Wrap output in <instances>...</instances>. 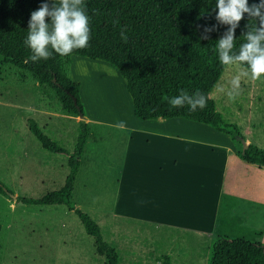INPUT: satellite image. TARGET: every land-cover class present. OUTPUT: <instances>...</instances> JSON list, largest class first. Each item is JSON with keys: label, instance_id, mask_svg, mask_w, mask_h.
I'll return each mask as SVG.
<instances>
[{"label": "rangeland", "instance_id": "374dc122", "mask_svg": "<svg viewBox=\"0 0 264 264\" xmlns=\"http://www.w3.org/2000/svg\"><path fill=\"white\" fill-rule=\"evenodd\" d=\"M71 62L69 74L80 83V101L91 135L70 199L99 225L103 238L116 246L120 264H158L168 253L174 264H208L211 248L197 250V259L184 260L181 249L156 243V251L150 250L138 233L133 241L122 225H114L109 210L114 208L116 196L120 207L123 201L125 133L110 123H127L134 116L132 99L116 66L79 55H73ZM236 72L225 66L210 96L223 118L236 124L243 139L264 149V78L242 82V92L235 100L217 92V86H227ZM29 120L49 138L73 150L80 118L63 113L53 90L40 86L29 72L0 59V181L12 191L11 195L0 192V264H106L73 210L64 204L17 200L18 196L37 198L60 188L68 171V156L45 150L29 131ZM120 188L122 192L116 194ZM263 209L259 207L256 219L264 221ZM248 210L238 208L240 220L231 228L232 238L264 245V235L257 239L245 235L253 220Z\"/></svg>", "mask_w": 264, "mask_h": 264}, {"label": "trees", "instance_id": "16d2710c", "mask_svg": "<svg viewBox=\"0 0 264 264\" xmlns=\"http://www.w3.org/2000/svg\"><path fill=\"white\" fill-rule=\"evenodd\" d=\"M43 2L45 0H0V59L29 72L40 86L53 90L63 113L74 116H78L79 111L84 113L80 83L69 74L71 56L104 60L116 66L125 79L137 118L183 117L210 125L230 135L243 161L264 168V149L249 144L243 151V136L238 127L223 118L210 96V89L225 67L218 58L217 41L228 28L215 19L217 0H85L91 29L88 46L68 56L53 53L46 61L25 62L32 55L25 44L30 15ZM47 2L51 4V0ZM259 2L248 0L249 5ZM255 23L244 14L235 30L236 51L245 42L243 34L248 26ZM213 25H216L215 30L207 33V39L202 38L205 27ZM122 31L127 41L121 38ZM197 90L208 97L203 110L192 112L188 106L174 108L168 103L181 91L194 94ZM28 128L45 150L68 156V171L60 188L37 198L18 196L17 200L24 204L66 205L93 237L95 251L105 257L106 264H120L116 247L103 238L99 225L90 215L70 199L80 158L90 136V124L84 119L78 121L72 151L49 138L35 121L29 120ZM0 192L12 194L1 181ZM158 264L172 263L168 255H163ZM208 264H264V245L219 236L212 245Z\"/></svg>", "mask_w": 264, "mask_h": 264}, {"label": "crops", "instance_id": "0c3cea01", "mask_svg": "<svg viewBox=\"0 0 264 264\" xmlns=\"http://www.w3.org/2000/svg\"><path fill=\"white\" fill-rule=\"evenodd\" d=\"M134 116L125 123L123 201L120 207L115 195L109 210L116 227L133 241L138 233L150 250L156 243L181 249L184 260L197 259L196 251L212 248L219 236L232 238L238 208L253 217L246 237L264 235V221L256 219L264 207V168L243 161L229 134L183 117Z\"/></svg>", "mask_w": 264, "mask_h": 264}, {"label": "clouds", "instance_id": "9594fccd", "mask_svg": "<svg viewBox=\"0 0 264 264\" xmlns=\"http://www.w3.org/2000/svg\"><path fill=\"white\" fill-rule=\"evenodd\" d=\"M216 8L218 11L215 19L220 25H228L217 41L219 61L224 66L237 69L227 86H217V92L235 100L242 92V82L264 78V0L251 5L248 0H217ZM244 14L256 23L248 26V31L243 34L245 42L240 44L239 50L236 51L235 30ZM89 24L85 0H59L58 4L56 0H51V4L45 0L30 15L25 44L32 55L25 62L46 61L53 53L68 56L74 50L86 48L91 38ZM215 28L216 25L205 27V35L202 38L207 39V33ZM121 38L127 41L124 31L121 32ZM207 99L208 97L198 90L194 94L181 91L178 96L170 98L168 103L174 108L188 106L190 111L195 112L207 106ZM116 127L122 132L130 131L123 121Z\"/></svg>", "mask_w": 264, "mask_h": 264}, {"label": "water", "instance_id": "95a60500", "mask_svg": "<svg viewBox=\"0 0 264 264\" xmlns=\"http://www.w3.org/2000/svg\"><path fill=\"white\" fill-rule=\"evenodd\" d=\"M74 102L76 103V99H74ZM78 110H80L79 108H78ZM84 113L83 112H81V111H79V113H78V117L80 118V119H83L84 118ZM241 144H242V150L244 151L247 147H248V145H249V143L245 140V139H241Z\"/></svg>", "mask_w": 264, "mask_h": 264}]
</instances>
